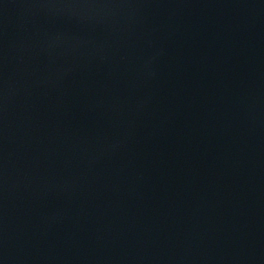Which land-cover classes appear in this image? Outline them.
I'll return each instance as SVG.
<instances>
[{"label": "water", "instance_id": "obj_1", "mask_svg": "<svg viewBox=\"0 0 264 264\" xmlns=\"http://www.w3.org/2000/svg\"><path fill=\"white\" fill-rule=\"evenodd\" d=\"M0 264H264V0H0Z\"/></svg>", "mask_w": 264, "mask_h": 264}]
</instances>
